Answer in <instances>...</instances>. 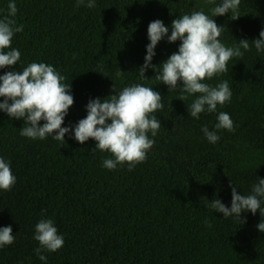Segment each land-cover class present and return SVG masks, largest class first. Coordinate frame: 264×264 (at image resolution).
I'll return each mask as SVG.
<instances>
[{"label": "trees", "instance_id": "trees-1", "mask_svg": "<svg viewBox=\"0 0 264 264\" xmlns=\"http://www.w3.org/2000/svg\"><path fill=\"white\" fill-rule=\"evenodd\" d=\"M10 2L0 0V19ZM14 2L16 26L24 29L6 51L18 49L20 60L0 69V76L31 63L53 66L66 77L74 99L62 127L74 128L85 118L90 100L134 84L159 92L163 108L152 114L161 124L155 137L148 134L155 143L132 171L127 165L103 168L110 153L94 150L92 139L78 143L71 130L64 142L51 135L22 137L23 119L0 111V158L16 177L10 191L0 190V228L11 226L15 236L13 244L0 248V264H264L259 211L241 213L246 223L240 224L209 207L213 199L231 206L230 185L249 195L264 179V51L251 43L264 30V0H241L236 20L231 12L211 16L222 0H95L91 9L88 0L79 7L76 0ZM195 11L224 27L219 39L226 47L243 39L250 43L248 51L241 49L243 57L229 60L227 72L202 81L215 87L227 80L232 97L199 119L187 111L199 94L180 101L179 90L154 79L153 67L178 51L179 40L162 39L146 80L138 73L149 23L161 20L170 35L174 19ZM220 112L230 115L235 131L219 130V141L211 144L201 128L214 130ZM41 219H51L64 237L61 249L41 253L46 261L38 258L33 238Z\"/></svg>", "mask_w": 264, "mask_h": 264}, {"label": "clouds", "instance_id": "clouds-1", "mask_svg": "<svg viewBox=\"0 0 264 264\" xmlns=\"http://www.w3.org/2000/svg\"><path fill=\"white\" fill-rule=\"evenodd\" d=\"M241 0H222L213 7L212 17L223 16L231 12L232 20L240 18L239 5ZM77 7L85 4V0H76ZM94 8L95 0H88L85 5ZM8 14L0 19V69L11 68L20 60V51L10 49L14 34L22 32L24 25L16 26L14 17L17 7L13 0L8 4ZM224 27L218 26L215 20L203 11L185 14L171 22V34L161 20L149 23L144 64L138 73L145 79V71L151 67L157 44L167 37L169 44L180 41L178 51L157 67L154 79L166 85L169 91L179 90L183 101L189 96L199 94L188 107V115L199 119L200 114L216 112L217 106L230 102L232 91L227 80L215 87L202 81L210 80L218 74L228 71V62L233 57H243L244 52L250 49L247 39L240 40L238 45L226 47L220 41ZM259 39L252 41L257 52L264 51V30L259 33ZM75 58V56H74ZM118 74L122 73L118 69ZM66 77L51 65L45 63H31L22 71H8L0 76V111L5 112L9 118L23 119L24 126L19 134L33 140H43L49 135L57 141L64 142L65 134L72 131L73 138L80 144L89 139L96 142V148L101 152L110 153V159L103 161L102 167L114 170L117 166L127 165V170L132 171L138 164L147 159L148 151L155 141L149 138L157 135L161 128L160 121L152 115L163 108L162 97L153 88L134 84L123 88L118 95H110L104 100L99 98L90 100L86 106L87 115L78 121L74 128L62 127L69 108L74 99L70 94V85L63 83ZM178 82L182 87H178ZM214 130L207 126L201 128L206 140L215 144L220 137L219 130L235 131L230 115L220 112ZM40 121H44L40 126ZM55 133V134H54ZM16 183L10 163L0 158V190L10 191ZM231 206H225L219 199H213L209 207L215 212L222 213L224 218L235 217L240 224L243 212L253 215L259 211L262 217L257 225V230L264 233V179H259L251 190L252 194H237L236 187L230 185ZM206 200V199H204ZM207 201V200H206ZM205 223L211 227L206 220ZM34 240L39 247L35 249L38 258L46 261L47 257L42 252L54 253L61 249L64 237L57 234V228L51 219H41L35 225ZM15 241L11 226L0 228V248L9 246Z\"/></svg>", "mask_w": 264, "mask_h": 264}]
</instances>
